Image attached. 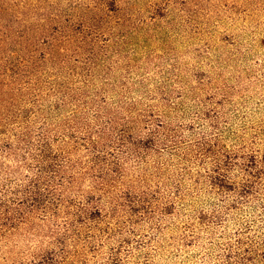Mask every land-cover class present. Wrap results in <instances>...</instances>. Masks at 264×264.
I'll return each instance as SVG.
<instances>
[{
    "label": "rangeland",
    "instance_id": "374dc122",
    "mask_svg": "<svg viewBox=\"0 0 264 264\" xmlns=\"http://www.w3.org/2000/svg\"><path fill=\"white\" fill-rule=\"evenodd\" d=\"M119 2L130 35L116 67L131 90L129 99L157 111L166 93L176 109H166L164 119L182 116L174 120L186 124L184 143L151 156L144 169L133 166L117 189L129 198L146 190L152 211L142 206L111 214L110 205L103 214L94 212L89 228L80 227L86 217L71 210L77 226L69 233L63 225L66 215L57 221L37 215L30 227L15 225L10 234L3 229L0 264H229L217 260L218 245L243 224L264 233V208L233 200L239 193L235 188L251 171L242 163L244 150L252 155L264 151V0ZM6 115L0 110V173L19 163L6 157L17 138L14 120ZM196 139L220 152L228 167L225 180L212 178L218 177L212 158H197L188 144ZM229 161L233 164L227 166ZM22 172L15 170L14 178ZM139 175L149 184L139 183ZM76 196L70 193V207L82 205ZM260 202L264 205V195ZM214 214L222 215L224 224L208 222Z\"/></svg>",
    "mask_w": 264,
    "mask_h": 264
},
{
    "label": "trees",
    "instance_id": "16d2710c",
    "mask_svg": "<svg viewBox=\"0 0 264 264\" xmlns=\"http://www.w3.org/2000/svg\"><path fill=\"white\" fill-rule=\"evenodd\" d=\"M119 4V0H0V110L12 116L17 131L16 145L8 147L6 157L19 162L17 168L0 173L1 235L3 229L10 234L15 225L32 226L37 215L49 221L66 215L63 225L69 233L77 226L71 210L86 217L80 227L95 224L94 212L103 214L110 205L111 214L142 206L152 211L146 190L129 198L117 189L124 186L133 166L144 169L151 156L180 147L186 124L174 120L181 119L179 115L164 119L166 109H176L166 93L157 111L129 99L131 90L116 67L124 59L130 35ZM188 144L201 156L197 158L214 160L215 181L226 179L228 167H223L214 145L200 139ZM243 155L242 163L251 171L235 188L239 193L233 200L262 209L264 151L252 155L244 150ZM229 162L227 166L233 164ZM21 168L16 180L15 170ZM138 178L149 184L143 175ZM86 182L89 186L83 189ZM71 192L82 205L70 207ZM106 199L111 201L102 204ZM216 220L224 224L222 215L207 219ZM254 230L243 224L232 239L218 245L217 260L264 264V233Z\"/></svg>",
    "mask_w": 264,
    "mask_h": 264
}]
</instances>
